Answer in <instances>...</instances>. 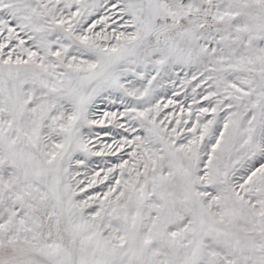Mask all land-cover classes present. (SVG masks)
<instances>
[{"label":"snow or ice","instance_id":"6c2138e0","mask_svg":"<svg viewBox=\"0 0 264 264\" xmlns=\"http://www.w3.org/2000/svg\"><path fill=\"white\" fill-rule=\"evenodd\" d=\"M0 264H264V0H0Z\"/></svg>","mask_w":264,"mask_h":264}]
</instances>
